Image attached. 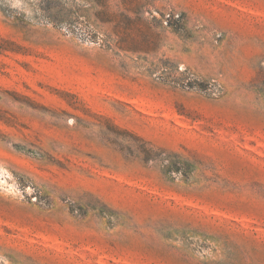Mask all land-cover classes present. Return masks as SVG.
Wrapping results in <instances>:
<instances>
[{"label":"rangeland","instance_id":"rangeland-1","mask_svg":"<svg viewBox=\"0 0 264 264\" xmlns=\"http://www.w3.org/2000/svg\"><path fill=\"white\" fill-rule=\"evenodd\" d=\"M233 4L0 0V264H264V0Z\"/></svg>","mask_w":264,"mask_h":264},{"label":"crops","instance_id":"crops-1","mask_svg":"<svg viewBox=\"0 0 264 264\" xmlns=\"http://www.w3.org/2000/svg\"><path fill=\"white\" fill-rule=\"evenodd\" d=\"M237 1H238V3H237ZM243 1H244V0H230V2H231L232 4L235 3V4H233V5H235V6H242L241 3H243ZM233 12H236V10L233 9Z\"/></svg>","mask_w":264,"mask_h":264}]
</instances>
